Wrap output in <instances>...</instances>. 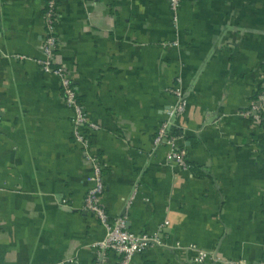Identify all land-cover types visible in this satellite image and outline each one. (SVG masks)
Wrapping results in <instances>:
<instances>
[{"label":"crops","instance_id":"0c3cea01","mask_svg":"<svg viewBox=\"0 0 264 264\" xmlns=\"http://www.w3.org/2000/svg\"><path fill=\"white\" fill-rule=\"evenodd\" d=\"M56 64L66 65L107 164L103 203L135 233L164 224L171 246L132 264H257L264 255V125L240 114L264 75V0H59ZM47 0H0V264H94L106 227L84 208L92 164L45 57ZM25 55L23 61L13 55ZM172 131L188 169L154 147ZM210 251L195 261V248ZM108 264H118L111 255Z\"/></svg>","mask_w":264,"mask_h":264},{"label":"built area","instance_id":"2783aa9c","mask_svg":"<svg viewBox=\"0 0 264 264\" xmlns=\"http://www.w3.org/2000/svg\"><path fill=\"white\" fill-rule=\"evenodd\" d=\"M182 0H170V6L174 13V20L178 19V11ZM59 0H47L45 11V35L42 39V50L45 57L40 60L42 69L53 73L59 78L63 101L67 107L74 112V131L76 138L83 144L86 157L92 164V179L94 185L89 189L84 208L94 214L106 227L105 237L95 243L96 257L94 264H108L111 255H115L118 264H132L133 256L141 253L150 247H176L184 248L182 244L171 246L165 239V225L162 224L154 233H135L126 227L125 219L116 217L112 219L106 211L103 203V194L105 192L104 173L107 164L95 153L91 147L88 138L83 133V128L98 129V125L89 120L85 107L79 98V92L76 83L71 77V73L66 65L56 64V52L61 47L59 37L55 33V25L58 21ZM15 59L23 61L25 55L15 54ZM169 91L174 95L175 102L167 111V118L162 121L156 130L154 137V147L160 145L167 146L166 163L182 169H188L187 150L185 146L178 144L181 137L172 131L174 121L177 117L186 111L187 98L181 81L178 78L175 85L170 87ZM241 115L252 118L256 123L264 125V75L262 76L257 95L250 99V104L240 111ZM197 250L195 261H206L211 257L210 251L202 248H196L193 245L188 246ZM257 264H264V255Z\"/></svg>","mask_w":264,"mask_h":264},{"label":"trees","instance_id":"16d2710c","mask_svg":"<svg viewBox=\"0 0 264 264\" xmlns=\"http://www.w3.org/2000/svg\"><path fill=\"white\" fill-rule=\"evenodd\" d=\"M79 92V91H78ZM257 95V94H256ZM79 98H80V95H79ZM81 100V99H80ZM100 157V156H99ZM101 158V157H100ZM106 170V169H105Z\"/></svg>","mask_w":264,"mask_h":264}]
</instances>
